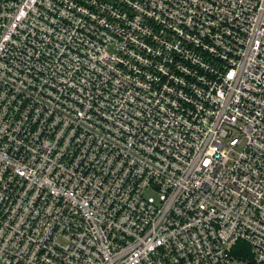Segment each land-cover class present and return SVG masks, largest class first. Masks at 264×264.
I'll use <instances>...</instances> for the list:
<instances>
[{"label": "built area", "instance_id": "obj_1", "mask_svg": "<svg viewBox=\"0 0 264 264\" xmlns=\"http://www.w3.org/2000/svg\"><path fill=\"white\" fill-rule=\"evenodd\" d=\"M250 261L264 0H0V264Z\"/></svg>", "mask_w": 264, "mask_h": 264}, {"label": "trees", "instance_id": "obj_2", "mask_svg": "<svg viewBox=\"0 0 264 264\" xmlns=\"http://www.w3.org/2000/svg\"><path fill=\"white\" fill-rule=\"evenodd\" d=\"M231 255L236 257V258H244V259H250L251 260V255H250V250L248 245L245 242L239 241L232 249ZM250 264H253L252 261H250Z\"/></svg>", "mask_w": 264, "mask_h": 264}]
</instances>
